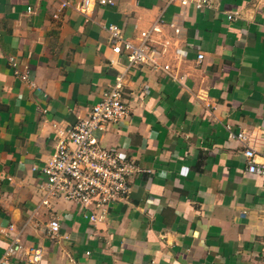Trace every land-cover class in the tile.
Here are the masks:
<instances>
[{
	"label": "crops",
	"instance_id": "obj_1",
	"mask_svg": "<svg viewBox=\"0 0 264 264\" xmlns=\"http://www.w3.org/2000/svg\"><path fill=\"white\" fill-rule=\"evenodd\" d=\"M80 3L0 0V264H264V176L243 154L251 146L264 163V0H212L183 17L164 0H91L86 17ZM160 15L183 27L161 28L173 44L155 58L168 71L112 53L109 25L136 42ZM122 71L128 112L94 136L135 165L127 193L96 222L64 198L44 204L38 170L57 131ZM240 132L245 141L230 136ZM17 238L23 251L5 255Z\"/></svg>",
	"mask_w": 264,
	"mask_h": 264
},
{
	"label": "built area",
	"instance_id": "obj_2",
	"mask_svg": "<svg viewBox=\"0 0 264 264\" xmlns=\"http://www.w3.org/2000/svg\"><path fill=\"white\" fill-rule=\"evenodd\" d=\"M92 1L97 5H114L116 0ZM90 3L91 0H81L76 9L86 17ZM174 3L178 5L179 15L183 17L187 7L207 10L211 7L212 0H164V6ZM66 5V2L61 4V6ZM227 17L232 18L231 15ZM164 25L171 28L176 37L183 31L182 25L174 20L165 22L160 15L150 28L139 32L138 40L135 42L125 39L117 26L109 25L107 29L110 33L112 53L127 54L128 67L145 63L153 68L168 71L170 66L159 64L155 58L159 45L162 47L161 52L165 53L166 49L173 44L172 37L160 38L161 28ZM173 55L175 59L180 60L185 56V50L174 46ZM202 58L203 54L199 53L197 60ZM9 61L14 74L21 80H27V68L20 71L12 57ZM113 63V59H110V64ZM123 77V71L115 76L113 83L103 91L101 100L92 106L86 116L77 118L72 124L57 131L56 147L38 170L45 179L42 199L44 204L48 205L51 197L64 198L78 205L85 219L96 222L102 217L96 211L105 210L109 203L127 193L128 179L136 170L135 165L127 158V155L115 149L100 146L94 136V132H101L106 124L122 120L128 112L127 105L123 101ZM230 136L240 141H245L246 137L242 132L236 135L230 133ZM243 154L247 159V170L264 176V163L256 161L253 147L247 146ZM33 170H36V167ZM48 228L50 235H54L59 229L58 220L52 218ZM14 243L6 250L5 255L23 251L24 247L19 243L18 238ZM27 255L32 262H37L41 252L39 249L30 248ZM262 259L264 262V250ZM3 264H10V262L5 258Z\"/></svg>",
	"mask_w": 264,
	"mask_h": 264
}]
</instances>
